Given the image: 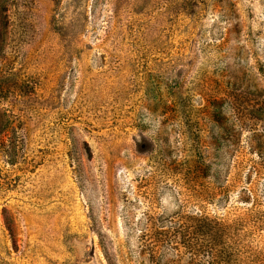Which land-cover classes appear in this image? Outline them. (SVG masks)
Segmentation results:
<instances>
[{
	"label": "rangeland",
	"instance_id": "1",
	"mask_svg": "<svg viewBox=\"0 0 264 264\" xmlns=\"http://www.w3.org/2000/svg\"><path fill=\"white\" fill-rule=\"evenodd\" d=\"M260 157L264 0H0V264H264Z\"/></svg>",
	"mask_w": 264,
	"mask_h": 264
},
{
	"label": "trees",
	"instance_id": "2",
	"mask_svg": "<svg viewBox=\"0 0 264 264\" xmlns=\"http://www.w3.org/2000/svg\"><path fill=\"white\" fill-rule=\"evenodd\" d=\"M258 153H262V150L257 148ZM260 161L257 163L261 167H263L264 158L260 157L258 158ZM249 197L246 195H238L237 196V202L241 205L247 206L251 204V201H249ZM255 213H248V211H245L241 214H237L233 216L234 218H227V217H216V216H208L205 214H200V220L202 226L206 230H210L212 227L217 229L218 233H222V236H228L230 237L236 246L242 247L246 250L251 251L253 248L250 246H246L244 244L245 238H248L251 236L253 232H258L260 230L264 229V215L261 213H257L256 210H254ZM249 228L248 232L245 231Z\"/></svg>",
	"mask_w": 264,
	"mask_h": 264
}]
</instances>
